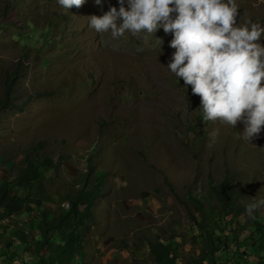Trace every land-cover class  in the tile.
Here are the masks:
<instances>
[{
    "label": "rangeland",
    "instance_id": "374dc122",
    "mask_svg": "<svg viewBox=\"0 0 264 264\" xmlns=\"http://www.w3.org/2000/svg\"><path fill=\"white\" fill-rule=\"evenodd\" d=\"M236 3L244 20L264 24V0ZM110 6L119 8L118 0H105L104 11ZM101 14L94 0L69 11L56 0H0V97L15 74L16 100L24 106L0 115V176L42 146L35 154L57 169L45 173V192L36 193L53 217L68 209L62 199L82 188L91 158L97 175H107V190L93 208L77 264H156L148 243L158 236L174 241L177 264H191L204 240L193 196L207 209V195L222 209L211 186L227 178L244 209L264 199V131L251 143L240 136L242 123L204 121L200 97L166 69L173 37L163 29L156 33L161 41L155 34L101 35L88 20ZM234 216L210 221V228L238 230L250 218L246 210ZM28 217L20 221L31 227ZM12 225L0 222V235ZM249 235L243 232L228 264H259L245 251ZM16 257L19 264L29 259L21 251Z\"/></svg>",
    "mask_w": 264,
    "mask_h": 264
},
{
    "label": "clouds",
    "instance_id": "9594fccd",
    "mask_svg": "<svg viewBox=\"0 0 264 264\" xmlns=\"http://www.w3.org/2000/svg\"><path fill=\"white\" fill-rule=\"evenodd\" d=\"M86 2L56 0L68 11ZM94 2L102 14L88 17L89 27L101 35L156 38L161 29L170 34L169 47L175 51L166 69L200 97L203 120L233 128L242 123V139L252 143L259 138L264 131V24L244 20L236 0H118L119 8L108 11L105 0ZM216 136L211 134L212 143ZM261 207L264 199L245 210L254 217Z\"/></svg>",
    "mask_w": 264,
    "mask_h": 264
},
{
    "label": "trees",
    "instance_id": "16d2710c",
    "mask_svg": "<svg viewBox=\"0 0 264 264\" xmlns=\"http://www.w3.org/2000/svg\"><path fill=\"white\" fill-rule=\"evenodd\" d=\"M17 77L12 74L5 82L0 97V115L2 112L24 107L16 100L20 94L15 87ZM41 147L39 145L28 151L21 167L7 168L5 175L0 176V222L9 220L13 222L14 228L10 233L0 235V259L5 258L6 264H16L18 258L15 256L21 251L29 258L26 260L27 264H77L85 255L87 224L95 219L93 208L107 190L108 177L104 174L97 175L96 164L90 158L82 188L62 199L69 204V208L61 207L57 215L51 217L50 211L42 209L44 200L37 197L36 190L42 194L45 192L42 186L45 173L57 169V163L35 154ZM211 195L215 196L222 209L215 208L207 195L204 196L206 202L210 201L207 209L203 201L192 197L201 212L198 225L204 240L200 257L191 264H228L233 246L240 248V238L243 232L248 231L250 235L244 241L245 251L257 254L259 264H264V207L261 215L255 213L238 230L232 227H225L224 230L211 229L210 221H224L230 215H235L236 218L245 213L238 198V187L229 179L213 184ZM24 215L29 216L31 227L20 221V217ZM173 242L160 236L157 240L149 241L150 253L156 264H177ZM219 255H223L222 260ZM235 255L243 259L240 251H236Z\"/></svg>",
    "mask_w": 264,
    "mask_h": 264
},
{
    "label": "built area",
    "instance_id": "2783aa9c",
    "mask_svg": "<svg viewBox=\"0 0 264 264\" xmlns=\"http://www.w3.org/2000/svg\"><path fill=\"white\" fill-rule=\"evenodd\" d=\"M64 206H68V208H69V204L67 205V204H65Z\"/></svg>",
    "mask_w": 264,
    "mask_h": 264
}]
</instances>
